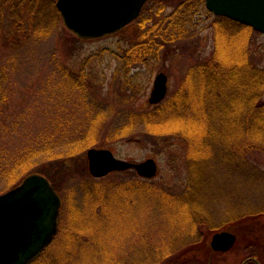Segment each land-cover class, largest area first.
<instances>
[{
    "label": "rangeland",
    "instance_id": "obj_1",
    "mask_svg": "<svg viewBox=\"0 0 264 264\" xmlns=\"http://www.w3.org/2000/svg\"><path fill=\"white\" fill-rule=\"evenodd\" d=\"M160 2L166 8L157 15ZM176 4V0H149L139 18L127 28L99 38L79 37L61 14L57 21L50 18L54 23L42 25L41 32L21 46L22 40L14 44L17 36L7 39L5 32H0V157L7 152L19 156L27 148L26 142L29 150L38 147L48 154L49 147L42 144L49 134L50 120L84 121L89 102L108 114H103L102 120L108 129L105 139L77 155L75 170L54 174L62 199L59 229L62 225L63 234L57 235L40 264H205L216 258L210 248L214 234L235 231L237 225L255 229V234L245 236L235 231L236 246L231 255L222 258L241 261L254 252L248 245L256 237L264 238L263 216L254 221H235L246 210L264 209V174L245 163L227 162L205 167L203 181L188 183L186 151L162 152L147 138L142 120L141 127H131L127 134L114 136L133 114L140 115L168 100L180 89L189 69L207 61L215 50L214 18L203 13L196 16L197 26L190 36L167 43L156 58L153 55L147 62L133 63L138 56H132L130 49L138 37V24L145 19L142 34L159 24L154 35ZM256 37L257 44L264 43L262 33ZM127 62L132 63L128 72ZM66 69L73 75L82 69L89 74V99L87 92L72 91L63 76ZM160 73L168 77V94L161 103L152 104L151 94ZM63 144L58 149L78 146L71 140ZM92 148L111 150L118 159L131 163L154 159L158 173L151 179L142 178L135 170L92 178L87 156ZM250 160L264 171V155L251 154ZM34 174L50 181L32 171L21 178L20 184ZM131 178L159 187L152 192L138 190L122 203L118 196L119 200L105 207L96 205L99 198H110L116 192L114 183ZM92 179L102 183L98 188L101 194L88 198L85 183ZM7 182L8 178L2 177L0 194L14 189H9ZM97 186L88 185L91 190ZM200 218L211 219L214 227L202 222L196 231L193 226ZM203 242H207L206 249ZM259 243L262 246L257 243V250L262 253L264 242Z\"/></svg>",
    "mask_w": 264,
    "mask_h": 264
},
{
    "label": "trees",
    "instance_id": "obj_2",
    "mask_svg": "<svg viewBox=\"0 0 264 264\" xmlns=\"http://www.w3.org/2000/svg\"><path fill=\"white\" fill-rule=\"evenodd\" d=\"M176 1L174 11L161 22L160 30L154 35L159 24L143 34L140 29L144 26L145 19L138 24V37L130 49L132 56H138L133 63L147 62L153 55L156 58L167 43H175L190 36L197 26L196 16L203 13L214 18L215 50L207 61L189 69L180 89L168 100L145 113L133 114L129 123L120 127L114 136L118 138L119 134H127L131 127H141L142 120L146 126L147 138L161 148L162 152L169 153L174 149L186 151L188 183L203 181L205 167L223 166L227 162L234 165L245 163L264 174L250 160L251 154L264 155V43L257 44L258 32L253 28L213 15L207 10L205 0ZM158 4L160 9L156 12L157 15L166 8L163 2ZM60 14L56 0H3L0 6V32H5L7 39L17 36L18 41L14 44L17 46L22 40L21 46L24 41L39 34L42 25L46 27L54 23L50 18L57 21ZM131 66L132 63L127 62V72ZM63 76L68 85L74 88L72 91L77 89L81 93L87 92L86 81L89 74L85 69L75 75L66 69ZM86 96L89 99V92ZM90 103L92 102H89L90 106H86L89 108L86 113L88 118L85 116L84 121L50 120L49 134L42 144L49 147L48 154L38 147L29 150L30 146L26 142L24 147L27 148L19 156L14 157L7 152L0 157V180L6 176L7 186L12 189L20 184L22 177L37 171L47 176L60 194L54 174L75 170L77 164L74 159L78 158L77 155H82L85 149L105 139L108 130L102 121L105 111L96 110ZM69 140L78 146L68 150L58 149L63 143L68 144ZM38 165H42V168H38ZM46 166L49 169H45ZM91 183L98 185L97 189L91 190L88 187ZM100 184L102 183L93 179L91 182L86 181L85 193L88 198L101 194L98 191ZM156 187L159 186L137 178L114 183L116 192L110 198H99L100 202L96 200V205L105 207L110 201L119 200V197L122 203V199H131L138 190L152 192ZM260 216L264 217V209H249L237 216L235 221H254ZM202 222L214 227L211 219L200 218L193 228L198 231ZM62 229L61 225L60 235L63 234ZM237 230L245 236L255 234V229L249 232L247 227L241 225H237L235 231ZM192 235L198 236L197 233ZM44 254L32 264H40V259L46 256Z\"/></svg>",
    "mask_w": 264,
    "mask_h": 264
},
{
    "label": "water",
    "instance_id": "obj_3",
    "mask_svg": "<svg viewBox=\"0 0 264 264\" xmlns=\"http://www.w3.org/2000/svg\"><path fill=\"white\" fill-rule=\"evenodd\" d=\"M149 0H57V8L67 26L83 38L113 34L139 17ZM206 8L252 27L264 35V0H205ZM168 94V77L160 73L150 102L159 104ZM91 176L101 179L114 172L134 169L145 179L154 178L158 165L154 159L131 163L118 159L111 150L92 148L87 153ZM62 200L51 182L34 174L18 187L0 194V264H31L58 234ZM237 236L216 233L211 240L214 251L230 250Z\"/></svg>",
    "mask_w": 264,
    "mask_h": 264
},
{
    "label": "flooded vegetation",
    "instance_id": "obj_4",
    "mask_svg": "<svg viewBox=\"0 0 264 264\" xmlns=\"http://www.w3.org/2000/svg\"><path fill=\"white\" fill-rule=\"evenodd\" d=\"M223 231H226V230H223ZM223 231H220V232H223ZM249 232H253V230H248ZM227 232H230L234 235L237 236V240H236V243L238 241V234L235 232V231H232V230H227ZM216 233H219V232H216ZM250 235H253V234H250ZM252 239V237H251ZM264 242V238L259 236V237H256L254 241H252L248 247L251 249V250H254V252L247 258H245L244 260H241V261H238L236 259H225V258H222V256H227V255H231L235 246H236V243L235 245L230 249V250H227V251H213L215 254H216V258L211 261V262H208V263H205V264H264V250L262 251V253L258 252L257 250V243L259 246H262L260 245L259 242ZM248 248V249H249Z\"/></svg>",
    "mask_w": 264,
    "mask_h": 264
}]
</instances>
